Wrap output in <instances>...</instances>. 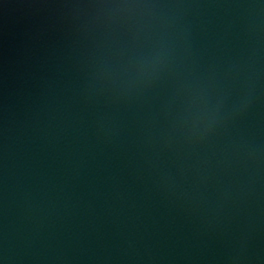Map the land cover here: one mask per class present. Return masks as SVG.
Wrapping results in <instances>:
<instances>
[{
  "label": "water",
  "instance_id": "1",
  "mask_svg": "<svg viewBox=\"0 0 264 264\" xmlns=\"http://www.w3.org/2000/svg\"><path fill=\"white\" fill-rule=\"evenodd\" d=\"M0 264H264V0H0Z\"/></svg>",
  "mask_w": 264,
  "mask_h": 264
}]
</instances>
